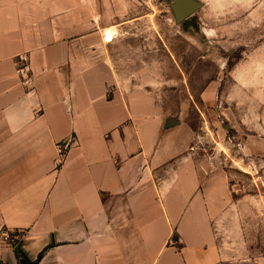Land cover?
<instances>
[{
	"label": "crops",
	"instance_id": "crops-1",
	"mask_svg": "<svg viewBox=\"0 0 264 264\" xmlns=\"http://www.w3.org/2000/svg\"><path fill=\"white\" fill-rule=\"evenodd\" d=\"M99 6L0 0V229L22 231L15 246L0 238V264L248 258L243 240L230 251L218 239L231 221L241 236L225 170L199 164L187 146L192 133L162 96L120 73L137 72L117 36L131 21L117 23L114 9ZM107 26L116 28L110 42ZM19 54L28 58L27 85ZM167 118L179 123L165 127ZM71 136L56 168L55 144ZM248 259L264 264V255Z\"/></svg>",
	"mask_w": 264,
	"mask_h": 264
},
{
	"label": "rangeland",
	"instance_id": "rangeland-1",
	"mask_svg": "<svg viewBox=\"0 0 264 264\" xmlns=\"http://www.w3.org/2000/svg\"><path fill=\"white\" fill-rule=\"evenodd\" d=\"M96 1L117 12L115 22L131 21L117 36L137 72L120 73L162 96L192 133L187 146L199 164L225 170L241 236L231 221L218 239L230 251L243 240L248 258L264 255V0H198L180 23L170 0Z\"/></svg>",
	"mask_w": 264,
	"mask_h": 264
},
{
	"label": "built area",
	"instance_id": "built-area-1",
	"mask_svg": "<svg viewBox=\"0 0 264 264\" xmlns=\"http://www.w3.org/2000/svg\"><path fill=\"white\" fill-rule=\"evenodd\" d=\"M102 39L105 42H109L108 38L104 35ZM16 71L21 80V82L27 85L31 78L30 66L28 63V58L26 54H19L16 60ZM74 143V137L71 136L68 139H64L56 142V157L54 159V165L56 168L60 167L66 157L67 149L66 146L68 143ZM22 231L21 230H8L5 228L0 229V238L3 243L11 246L17 245L19 239L21 238Z\"/></svg>",
	"mask_w": 264,
	"mask_h": 264
},
{
	"label": "water",
	"instance_id": "water-1",
	"mask_svg": "<svg viewBox=\"0 0 264 264\" xmlns=\"http://www.w3.org/2000/svg\"><path fill=\"white\" fill-rule=\"evenodd\" d=\"M172 1L170 7L174 13L175 20L177 23H180L190 14L195 12L202 6V2L198 0H170ZM179 121L173 118H167L164 126L170 127L175 124H178ZM23 260V259H22Z\"/></svg>",
	"mask_w": 264,
	"mask_h": 264
},
{
	"label": "bare ground",
	"instance_id": "bare-ground-1",
	"mask_svg": "<svg viewBox=\"0 0 264 264\" xmlns=\"http://www.w3.org/2000/svg\"><path fill=\"white\" fill-rule=\"evenodd\" d=\"M104 35L108 38L109 42L112 41L113 38L116 35L115 27L114 26H107V27H105L102 30V36H104Z\"/></svg>",
	"mask_w": 264,
	"mask_h": 264
},
{
	"label": "trees",
	"instance_id": "trees-1",
	"mask_svg": "<svg viewBox=\"0 0 264 264\" xmlns=\"http://www.w3.org/2000/svg\"><path fill=\"white\" fill-rule=\"evenodd\" d=\"M40 256H41V254H39V256H38V257H40ZM22 262H23V263H25L26 261H25V260H22Z\"/></svg>",
	"mask_w": 264,
	"mask_h": 264
}]
</instances>
